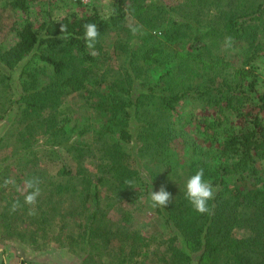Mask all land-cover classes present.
Segmentation results:
<instances>
[{
    "label": "trees",
    "instance_id": "trees-1",
    "mask_svg": "<svg viewBox=\"0 0 264 264\" xmlns=\"http://www.w3.org/2000/svg\"><path fill=\"white\" fill-rule=\"evenodd\" d=\"M37 1L11 7L27 17ZM112 3L106 18H26L17 42L0 46V119L15 137L0 151L34 169L41 189L33 214L23 193L4 198V239L57 243L84 264H264V0ZM86 23L99 30L91 50ZM113 33L118 68L105 44ZM73 95L95 110L83 125L66 105ZM201 168L216 189L207 214L184 195ZM162 186L171 199L155 209L169 242L127 226L129 208ZM15 200L23 207L11 213Z\"/></svg>",
    "mask_w": 264,
    "mask_h": 264
},
{
    "label": "rangeland",
    "instance_id": "rangeland-1",
    "mask_svg": "<svg viewBox=\"0 0 264 264\" xmlns=\"http://www.w3.org/2000/svg\"><path fill=\"white\" fill-rule=\"evenodd\" d=\"M164 1L174 4L179 0ZM93 9L102 17H109L113 11L112 0H39L32 5L31 12L27 17L21 11L14 10L11 7V0H0L1 23L4 25V31H0V46L10 47L17 42V33L26 24V18L30 19L37 26L43 21L46 14L52 15L55 19H62L73 13L82 15ZM128 23L132 26L137 24L133 18H130ZM119 36V34L113 33L105 43L111 56L109 63L115 68L120 67L124 61V55H117L115 48V43ZM181 46L180 43H177L174 49H179ZM261 68V73L264 75V61ZM160 71L164 70H157L155 74L159 75ZM260 87V89L264 87V77ZM66 105L72 106L75 111L74 118L82 125L89 117L95 115V110L87 107L78 95L69 97ZM10 133H13L10 127L5 129L4 122L0 119V142L1 139L9 140V145H11L15 137L10 136ZM7 141L5 142V147H7ZM10 154L8 148L0 151V211L3 210V206L5 205L4 198L6 196L13 197L18 192L22 194L24 181L32 178L34 172V169H29V167L24 170L25 166L23 165L17 167L15 160L20 157L13 159ZM5 156H9L10 158L4 161ZM90 168L93 169V166ZM49 172L54 175L56 170L55 168H51ZM5 179H11L13 183L7 187H3ZM124 209L128 210V207H124ZM129 210L133 213V217L127 222L129 228L140 230L149 238L160 236V240L163 239V242H169L172 237L170 227L156 212V209L151 206V203L142 199L137 206L131 207ZM122 211V206L114 207L110 212V219L118 221ZM3 262L5 264H21L22 262L26 264H84V258L71 254L66 249L59 247L57 243H51L47 249L38 251L27 244L4 239L3 232L0 230V264H3Z\"/></svg>",
    "mask_w": 264,
    "mask_h": 264
},
{
    "label": "clouds",
    "instance_id": "clouds-1",
    "mask_svg": "<svg viewBox=\"0 0 264 264\" xmlns=\"http://www.w3.org/2000/svg\"><path fill=\"white\" fill-rule=\"evenodd\" d=\"M83 28L85 47L90 50L94 49L99 36L97 25L95 23H86ZM62 31H64L63 27ZM11 183H13L11 179H5L2 186L7 187ZM39 185L40 180L38 177H32L24 181L23 204L30 206L29 214H33L32 209H34L37 203V198L41 195ZM128 185H131V182H128ZM215 194L216 189L212 183L204 179V169L202 168L198 169L195 174L191 175L185 183V198L189 201L193 210L199 214H207L211 211L209 202L214 200ZM170 199L171 194L163 186L158 191H151L150 193L151 206L153 208L166 207ZM22 207L23 205L21 202L15 200L12 202L9 211L15 213Z\"/></svg>",
    "mask_w": 264,
    "mask_h": 264
}]
</instances>
